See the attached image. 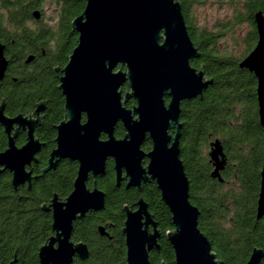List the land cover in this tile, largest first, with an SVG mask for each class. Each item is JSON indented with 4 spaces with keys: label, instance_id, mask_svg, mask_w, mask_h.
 <instances>
[{
    "label": "water",
    "instance_id": "1",
    "mask_svg": "<svg viewBox=\"0 0 264 264\" xmlns=\"http://www.w3.org/2000/svg\"><path fill=\"white\" fill-rule=\"evenodd\" d=\"M40 19L39 10L33 12ZM259 40L244 58L241 68L253 72L258 79V103L264 127V15L255 13ZM78 32V44L65 67H55L59 89L65 97V119L58 124L57 148L50 165L42 174L56 166L61 158H71L80 164L74 190L65 203L54 199L53 231L39 251L40 264H73L76 257L86 260L90 250L84 242L72 239L74 221L89 211L105 207V193L96 186H87L90 175L97 177L106 171L109 157L116 162L118 185L128 179L127 187L140 188L141 183L156 181L162 199L169 207L174 229L167 239L174 248L176 264H221L212 244L199 227L200 210L192 204L190 180L181 158L180 121L182 102L203 97L214 80L204 69L191 65L200 56L194 45L178 0H86L82 14L72 21ZM30 55L27 62H32ZM9 61L5 45L0 43V77L3 78ZM121 65L122 68H118ZM130 90L123 95L122 87ZM136 103L130 109L129 99ZM169 98V102H166ZM46 102L37 104V119L22 114L9 118L0 105V123L11 133L14 125L29 128V142L17 148L10 138L9 148L0 152V166L14 173L17 187L31 180L26 172L39 143L34 140L35 126L41 124L40 114ZM83 115L86 120L83 122ZM122 122L124 138L115 136L116 125ZM102 134L107 139L101 138ZM149 134L153 149L145 153L141 146ZM149 163L144 167V159ZM215 170L213 177H221L227 164L220 140L212 144L210 152ZM56 159L55 162L53 160ZM126 172L125 177L123 173ZM135 210L125 207L127 264H151L150 254L160 251L161 232L158 222L141 198ZM264 215V166L257 218ZM106 234L103 226L99 227ZM264 250L255 247L247 264H261ZM15 258L8 264H15ZM4 264V263H1ZM162 264H166L163 262Z\"/></svg>",
    "mask_w": 264,
    "mask_h": 264
},
{
    "label": "trees",
    "instance_id": "2",
    "mask_svg": "<svg viewBox=\"0 0 264 264\" xmlns=\"http://www.w3.org/2000/svg\"><path fill=\"white\" fill-rule=\"evenodd\" d=\"M48 1L53 4V14L57 17L53 25L37 21L33 16L34 4H28L27 0H3L0 41L6 44V54L14 62L9 75L0 83V102L5 98L11 105L8 111L13 113L19 106L27 104L30 109L36 102L47 99L48 112L42 132L53 138L56 125L65 115V98L54 68L65 67L78 44L77 36L71 31V22L83 13L86 0ZM178 1L182 4L190 37L201 56L191 64L203 67L214 80L202 99L182 103L181 158L190 180L191 202L200 210L199 227L222 263L247 264L255 246L264 248V219L257 220L264 129L259 121L257 80L239 65L257 41L253 21L256 8L251 3L249 13L235 14L234 20L225 24V30L231 31L244 22L252 27L245 38V53L236 56L228 47L219 45L226 33L224 30L215 32L199 25L191 8L193 0ZM32 54L34 61L26 65L24 61ZM16 76L17 81L13 79ZM135 103L132 99L128 107ZM124 134L123 126H118L116 136L121 138ZM215 139L222 141L227 155L224 182L212 177L209 150ZM3 146L6 141L0 139V148ZM61 173L58 176L63 178ZM45 177L41 179L47 190L40 196L41 181L34 184L31 191L18 195L13 191L10 174L0 176V244L1 259L5 262L13 259L16 253L17 264H39V248L52 233L50 216L42 213L39 206L42 199L49 198L55 191L65 193L51 175ZM109 180L112 183L108 186ZM113 182L111 169L106 179L99 183L109 192L105 209L79 223L75 233L77 241L87 243L90 256L86 260L77 258L73 264H127L123 208L134 203L138 194L136 190L114 189ZM142 196L161 232V250L150 254L151 264H176L174 248L167 239V233L174 229L172 213L158 185H145ZM100 224L107 226L110 237L99 234Z\"/></svg>",
    "mask_w": 264,
    "mask_h": 264
},
{
    "label": "flooded vegetation",
    "instance_id": "3",
    "mask_svg": "<svg viewBox=\"0 0 264 264\" xmlns=\"http://www.w3.org/2000/svg\"><path fill=\"white\" fill-rule=\"evenodd\" d=\"M215 3L217 5H219L221 7V9H224L228 12V14H231V17L225 22L227 23L229 20H234V15L235 14H246V13H249L251 11V8H250V5L251 3L254 4V7L256 8L254 11H253V21L255 23V29H256V33H257V41L255 43V46L257 45L258 43V40H259V34H258V28H257V24H256V21H255V13L256 12H259L261 11L264 15V0H214ZM27 3L29 4H34L33 5V12L35 10H39L40 13H41V17L40 19H36L37 21H44V14H45V10L43 8V6L47 3V0H27ZM192 4V3H191ZM260 5L261 8H260ZM3 12H4V7H3V0H0V20L2 21L3 20ZM55 17V18H54ZM56 15L52 14L49 18V21L48 23H51L52 25L55 23V20H56ZM245 23V22H244ZM248 23V22H247ZM71 31L73 34H75V36H77V39L79 38V34L78 32L74 31L73 28H72V22H71ZM0 43L4 44L5 45V56L6 58L8 59L9 61V64H8V67H7V70L5 72V75L3 78L0 77V83L2 84L3 80L5 79L6 76L9 75V70H10V67L12 65V59L6 54V44L1 42ZM254 46V48H255ZM253 48V49H254ZM252 49V50H253ZM251 50V51H252ZM250 53V52H249ZM248 53V54H249ZM247 54V55H248ZM33 55V54H32ZM246 55V56H247ZM246 56L244 58H246ZM201 56L197 57V58H194V59H199ZM243 58V59H244ZM28 59V58H27ZM27 59L24 61L26 65H31L32 62H27ZM192 59V60H194ZM242 59V60H243ZM191 60V61H192ZM241 60V61H242ZM69 62V61H68ZM241 63V62H240ZM192 65V64H191ZM240 65V64H239ZM194 67V66H193ZM122 68L121 65L118 66V68L116 69V71L118 69ZM196 68V67H195ZM241 68V67H240ZM198 70L199 69H204L203 67H199L197 68ZM242 69H246V68H242ZM205 70V69H204ZM248 70V69H247ZM206 71V70H205ZM55 72V71H54ZM252 74H254L253 72H251ZM56 74V73H55ZM57 76V75H56ZM206 76L208 78H212L211 76H209L206 72ZM256 80H257V87H258V79L256 77V75L254 74ZM17 76L14 77L13 79L17 81ZM58 78V77H57ZM213 79V78H212ZM59 80V79H58ZM60 82V81H59ZM209 88V87H208ZM122 90H123V95H125V93L127 91L130 90V87H129V84L128 83H125L124 86L122 87ZM257 90V88H256ZM61 91V90H60ZM64 96V95H63ZM65 98V97H64ZM196 98H201V97H196ZM203 98V97H202ZM201 98V99H202ZM133 98L129 99L125 104L124 106L128 109L132 108V107H128V103L132 100ZM194 99V98H193ZM135 100V99H134ZM169 98H166V102L168 103L169 102ZM187 100H191V99H187ZM42 101H45L46 102V106H45V110L40 114L41 116V124H39L38 126H35V130H34V140L37 141L39 143V147L38 149L35 151L34 153V157L33 159L31 160L30 164H27L26 165V172L27 173H31V180H26L24 183H22L21 185L17 186V187H14L12 181H13V177H14V173L10 170V169H5L4 166H0V176H4L5 174H10L11 176V184H12V187H13V191L15 194H21L23 191H31L34 187V184H39L40 181L42 182L39 187H40V196H43V193L46 192V186L45 182L42 181L41 178H44L46 175H51L52 176V179H55L57 182L60 183L61 187H62V190H64L65 193H61V192H57L55 191L52 196H50L49 198H45V199H42L43 202L40 204L39 206V209L41 210L42 213H45L47 216H50V219L52 221V224H51V235L48 237V239L54 235V231H53V228H52V225H53V202H54V199L55 197H57V201L60 202V203H65L68 199V197L71 195V193L73 192L74 190V186H75V181L77 179V176H78V172H79V162L77 160H73L71 158H61L58 160V162H56V166L54 168H52L51 170L45 172L42 174V170L46 169L49 165H50V159L52 157V153L53 151L57 148V142H56V139H57V136H58V131H57V127H55L56 129V134L55 136L52 138L51 136L47 135V134H44L42 132V130H44L45 128V119L47 117V112H48V100L47 99H43V100H40L39 102H36L34 105V108H30L29 107H26L27 104H25L24 106H22V108L19 106V109L16 110L15 108V111L13 113H10V111H8L9 109V106L10 103L7 102V100L5 98H3L0 102V105L4 102L5 103V110H4V114L9 117V118H14L20 114H22L24 117H27L28 119L32 118L34 120H36L38 117L37 115L35 114L36 112V109H37V104L42 102ZM186 101V100H185ZM184 102V101H183ZM182 102V103H183ZM257 102H258V94H257ZM15 107V106H13ZM182 107V105H181ZM65 109V108H64ZM17 111V112H16ZM66 112V111H65ZM258 114H259V103H258ZM181 115H182V112H181ZM64 119H65V115H64ZM63 119V120H64ZM62 120V121H63ZM86 120V115H83V122ZM61 121V122H62ZM180 121L182 122V120L180 119ZM259 121H260V125L262 126L261 124V120H260V114H259ZM60 122V123H61ZM59 123V124H60ZM183 123V122H182ZM123 126L124 130H125V127L123 125L122 122H119L117 125H116V130H117V127L118 126ZM57 126V125H56ZM183 128V127H182ZM262 128L264 129V127L262 126ZM116 130H115V136H116ZM182 131V130H181ZM29 128H24V127H19L18 125H14L11 133H8L7 132V128L2 125L0 123V139L1 140H4L6 141V146H3L2 148H0V152H4L6 151L8 148H9V142H10V138L13 137L14 138V142H15V145L17 148L21 149L23 148L28 142H29ZM125 134H126V130H125ZM124 134V136H125ZM121 137V138H118L116 136L117 139H122L124 138ZM101 138L103 140H106L108 137L106 134H102ZM181 140V139H180ZM216 140H220V139H215L214 141H212L211 143V147H210V150H209V157H210V152L212 150V144L216 141ZM221 141V140H220ZM222 142V141H221ZM223 147H224V144L222 143ZM141 149L145 152V153H149L152 149H153V142H152V139L150 138L149 134L147 135L143 145L141 146ZM224 153L226 154L225 152V147H224ZM226 158H227V155H226ZM56 159L53 160V162H55ZM210 161L212 162L211 160V157H210ZM149 163V158H145L144 159V167H146ZM227 163H228V160H227ZM212 165H213V171L215 170V167H214V164L212 162ZM227 165V164H226ZM116 162H115V159L113 157H109L108 160H107V163H106V171L104 174H100L98 175L97 177H94L93 175H90L89 179H88V182H87V186L89 189L93 190L95 188V186L104 191L105 193V207H106V204H107V201H108V196H109V192H107L105 189H103L102 187L99 186V183L104 181L106 179V177L108 176V173L110 172V170L112 169L113 173H114V182H113V185L112 187L114 189H120V188H124L126 190H129V191H133V190H136L137 194H138V198L136 201H134V203L132 204H126L124 206V208L127 206L129 207L130 209L132 210H135L138 208L137 206V202L143 198L145 200V198L142 196V192L144 191V187L145 185L147 184H152V183H156V181H150V182H142L141 183V186L140 188L138 187H135V186H131V187H127V183H128V179H123L120 184L118 185V182H117V171H116ZM263 166H264V162L262 164V168H261V174H260V190H259V195H258V200H257V212H258V201H259V196H260V192H261V183H262V170H263ZM226 168V166H225ZM225 168L223 170H221V177L223 178V172L225 170ZM61 173V175L63 176V178H60L58 176V173ZM126 175V172L123 173V177H125ZM212 177H213V172H212ZM46 178V177H45ZM217 180H219L218 177H213ZM220 182H224V178H223V181L219 180ZM108 183V186L111 185L112 183V180H109L107 181ZM157 184V183H156ZM47 185V184H46ZM72 185V187H71ZM71 190V191H69ZM146 201V200H145ZM147 202V201H146ZM148 203V202H147ZM105 207L102 209V210H99V211H89L83 218H80V219H77L74 221V229H73V234H72V239L74 242H82V241H77L75 239V233L79 227V223L83 222L85 219H87L89 216L91 217L92 215L94 214H98L100 212H102ZM123 208V209H124ZM150 209V208H149ZM125 211V209H124ZM126 213V212H125ZM152 213V212H151ZM154 216V215H153ZM127 218V216H126ZM264 219V215L263 217L261 218H257V220H262ZM103 226L106 230V234L105 235H102L99 231V227ZM98 231H99V234L103 237H110V234L108 232V229H107V226L105 224H100L98 226ZM125 235V234H124ZM48 239L42 244L44 245ZM86 243V242H84ZM87 244V243H86ZM41 245V246H42ZM40 246V248H41ZM256 247V246H255ZM254 247V248H255ZM40 248H39V251H40ZM253 248V249H254ZM257 248H261L264 250V248L262 247H257ZM212 249H213V246H212ZM1 250H2V245L0 244V264L1 263H4V264H8L10 261H12L15 256H16V263L18 262V258H17V254L15 253L14 256H13V259L5 262L1 259ZM214 252V251H213ZM253 252V250H252ZM252 254V253H251ZM217 255V254H216ZM78 257H76L75 259H77ZM80 259V258H79ZM217 260L222 263V261L218 258L217 256ZM264 260V259H263ZM262 260V262H263ZM74 263V262H73ZM40 264V263H39ZM262 264V263H261Z\"/></svg>",
    "mask_w": 264,
    "mask_h": 264
},
{
    "label": "rangeland",
    "instance_id": "4",
    "mask_svg": "<svg viewBox=\"0 0 264 264\" xmlns=\"http://www.w3.org/2000/svg\"><path fill=\"white\" fill-rule=\"evenodd\" d=\"M191 2V0H190ZM201 3H196L194 0L191 4L194 17L200 26H205L209 30L219 31L224 30L226 33L221 40L219 45L221 48L228 47L232 54L239 56L245 53L247 44L245 38L252 30L249 23L245 22L240 26H237L233 31L225 30V22L231 17V14L224 9H221L214 0H200ZM45 10L44 21L48 22L50 16L53 14L54 6L50 1L43 6Z\"/></svg>",
    "mask_w": 264,
    "mask_h": 264
}]
</instances>
